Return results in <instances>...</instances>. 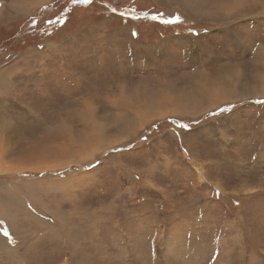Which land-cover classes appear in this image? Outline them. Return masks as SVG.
<instances>
[{"label":"rangeland","instance_id":"obj_1","mask_svg":"<svg viewBox=\"0 0 264 264\" xmlns=\"http://www.w3.org/2000/svg\"><path fill=\"white\" fill-rule=\"evenodd\" d=\"M57 1L0 0V264H264V0Z\"/></svg>","mask_w":264,"mask_h":264},{"label":"trees","instance_id":"obj_2","mask_svg":"<svg viewBox=\"0 0 264 264\" xmlns=\"http://www.w3.org/2000/svg\"><path fill=\"white\" fill-rule=\"evenodd\" d=\"M105 1V6H106V9H103L104 10V14H106L107 16H112V15H116V16H120L122 15L124 17V13L119 9L117 8L116 6H114L112 3H110L111 0H104ZM97 3V0H91L90 3H81L79 2V0H63L62 2L61 1H57L53 6H52V9H56V8H59L61 7L62 9H65L64 11H67L69 12L70 14L72 13V11H75L74 8L75 7H80V6H84V7H88V6H95ZM57 11H59V9H57ZM153 19L156 20L157 22H159L161 20L162 17H160L159 15V12H153ZM64 14L65 13H62V14H59L57 16V19H55V25H62L64 22L59 20L60 18H63L64 17ZM164 21V24L166 25H173V24H176L178 20H175V19H167V18H164L163 19ZM50 20L47 21V24L49 25ZM166 21H168L166 23ZM173 22V23H172ZM72 24V23H71ZM164 28V26H161ZM55 30L57 27H53ZM139 31V30H138ZM0 38H1V34H0ZM1 41V39H0ZM154 126V125H153ZM152 126V127H153ZM149 128V127H148Z\"/></svg>","mask_w":264,"mask_h":264},{"label":"bare ground","instance_id":"obj_3","mask_svg":"<svg viewBox=\"0 0 264 264\" xmlns=\"http://www.w3.org/2000/svg\"><path fill=\"white\" fill-rule=\"evenodd\" d=\"M206 81V80H205ZM145 93V92H144ZM162 97V96H161ZM213 97H217V96H213ZM149 98V97H148ZM149 99H152V98H149ZM166 99V98H165ZM168 101V100H167ZM133 103H135V102H132V106H133ZM137 103V102H136ZM140 104H141V101H140ZM137 105V104H136ZM174 105V104H173ZM140 105H138L137 107H139ZM181 108V107H180ZM137 108L136 107H134L133 106V110L131 111V116H136L137 115V110H136ZM158 113H161V111H156L155 109H148V110H146L145 112H142L141 113V117H142V119H146V118H148V117H150V116H152V115H155V114H158ZM173 113V112H172ZM128 114V113H127Z\"/></svg>","mask_w":264,"mask_h":264},{"label":"snow or ice","instance_id":"obj_4","mask_svg":"<svg viewBox=\"0 0 264 264\" xmlns=\"http://www.w3.org/2000/svg\"><path fill=\"white\" fill-rule=\"evenodd\" d=\"M79 2H81V3H90L91 0H79ZM176 19L179 20L180 17L177 16ZM167 22H168V21H166V23H167ZM3 111H4V103H3L2 101H0V112H3Z\"/></svg>","mask_w":264,"mask_h":264}]
</instances>
